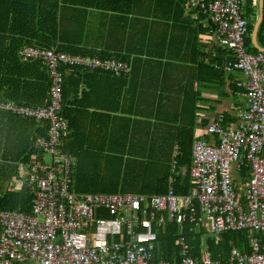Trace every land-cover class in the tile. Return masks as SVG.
<instances>
[{
    "label": "built area",
    "instance_id": "built-area-1",
    "mask_svg": "<svg viewBox=\"0 0 264 264\" xmlns=\"http://www.w3.org/2000/svg\"><path fill=\"white\" fill-rule=\"evenodd\" d=\"M205 13L212 32L231 56L229 72H239L247 108L237 112L238 128L208 127L217 140L198 139L192 147L190 193L179 195L174 186L165 194L85 193L72 190L68 165L73 157L62 151L70 130L64 116L63 67L127 76L131 66L117 59L72 55L57 49L24 46L20 56L47 66L51 79L46 106H21L0 100V110L46 124L34 148L55 154L52 163L34 158L20 167L16 187H26L31 209L0 211V264H222L204 247L194 257L181 238L177 261L156 260L159 240L155 229L175 222L191 224L203 235L247 232L249 250L233 247L227 264H264V52L246 48L248 20L242 0H186ZM234 175L240 180L234 179ZM246 185L244 189L240 184Z\"/></svg>",
    "mask_w": 264,
    "mask_h": 264
},
{
    "label": "crops",
    "instance_id": "crops-1",
    "mask_svg": "<svg viewBox=\"0 0 264 264\" xmlns=\"http://www.w3.org/2000/svg\"><path fill=\"white\" fill-rule=\"evenodd\" d=\"M7 2L0 0V5ZM253 3L260 17L261 0ZM167 16L162 11L157 16L152 5L142 3L130 16L91 10L75 32L68 21L65 40L82 41L93 52L126 60L131 66L125 82L91 74L70 84L65 107L72 128L63 139H69L72 152L81 153L89 164L112 161L109 156L130 150L174 160L188 131H194L195 140L214 143L217 138L207 133L209 126L238 128L237 112L247 108L242 88L236 85L243 78L226 69L231 56L212 32L209 19L186 3L182 16L171 21ZM23 18L18 11V19ZM4 19L2 11V26ZM17 136L18 123L0 112V192L18 189L19 161L9 150Z\"/></svg>",
    "mask_w": 264,
    "mask_h": 264
},
{
    "label": "trees",
    "instance_id": "trees-1",
    "mask_svg": "<svg viewBox=\"0 0 264 264\" xmlns=\"http://www.w3.org/2000/svg\"><path fill=\"white\" fill-rule=\"evenodd\" d=\"M7 5H0V12L5 13V24L0 22V100L14 102L21 106H46L49 101L51 79L47 66L37 59H26L20 56V49L30 46L39 49H57L60 52L72 55L99 57L101 59H114L113 56L93 52L91 46L84 42L65 40L69 33L68 21H71L73 31L80 28L82 18L88 16L91 10H100L106 13H122L130 16L136 13V8L142 3L153 6L154 11L168 13V21L182 16L186 0H7ZM244 2V1H243ZM242 2V3H243ZM243 16L248 20V36L246 48L249 53L257 54L258 50L252 43V32L259 17V7L253 0L243 3ZM187 6V5H186ZM18 11L24 15L18 19ZM137 16V15H136ZM28 33H32V36ZM258 43L264 48V19L258 31ZM118 60V59H117ZM120 60V59H119ZM125 61L129 64L128 61ZM65 74L64 116L68 119L65 101L69 96L71 82L85 81L91 74H106L112 79L125 82L127 76L116 77L112 74L90 71L77 67H63ZM0 112H5L0 110ZM12 121L18 123L19 136L16 145L9 150L16 152L19 161L15 175L19 176L20 167H26L32 158L43 163H52L55 154L46 149L34 148V139L46 133V124L34 120L22 119L9 112ZM72 126V125H70ZM72 128V127H71ZM71 131V130H70ZM194 131L190 130L182 135L179 141V153H175L174 160L169 157H151L145 153H134L131 150L103 164H89L81 153L72 152L69 139H63L61 149L73 157L68 165L73 177L71 188L77 192L85 193H132L155 195L165 194L171 186L177 194L190 193L193 186L191 176L192 147L195 142ZM8 150V151H9ZM178 150V149H177ZM110 154V153H109ZM185 168L186 171H181ZM172 183V184H171ZM29 190L6 189L0 192V211H23L31 209ZM0 218V230H1ZM159 240L156 244V260L175 262L180 253L181 246L176 242L183 238L191 247L192 256H200L206 247L213 260H220L227 264L228 256L233 247L249 250L247 232H225L216 238L203 235L204 231H195L191 224H184L183 229L175 222L168 223L164 228L155 227Z\"/></svg>",
    "mask_w": 264,
    "mask_h": 264
},
{
    "label": "water",
    "instance_id": "water-1",
    "mask_svg": "<svg viewBox=\"0 0 264 264\" xmlns=\"http://www.w3.org/2000/svg\"><path fill=\"white\" fill-rule=\"evenodd\" d=\"M264 18V0H261V3H260V17L258 18L255 26H254V30H253V36H252V40H253V43L255 45V47L261 51V52H264V49L260 48V46L258 45V42H257V34H258V30H259V27H260V24L262 22Z\"/></svg>",
    "mask_w": 264,
    "mask_h": 264
},
{
    "label": "rangeland",
    "instance_id": "rangeland-1",
    "mask_svg": "<svg viewBox=\"0 0 264 264\" xmlns=\"http://www.w3.org/2000/svg\"><path fill=\"white\" fill-rule=\"evenodd\" d=\"M243 4V3H242ZM234 179H236L237 181H239L240 182V180L234 175ZM244 187H246V185H244V184H240V188L241 189H244Z\"/></svg>",
    "mask_w": 264,
    "mask_h": 264
}]
</instances>
